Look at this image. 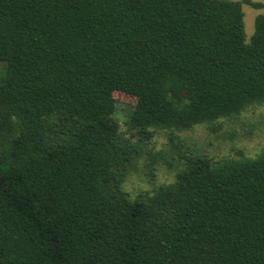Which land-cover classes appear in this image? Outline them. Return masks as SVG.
<instances>
[{"label":"trees","instance_id":"16d2710c","mask_svg":"<svg viewBox=\"0 0 264 264\" xmlns=\"http://www.w3.org/2000/svg\"><path fill=\"white\" fill-rule=\"evenodd\" d=\"M250 0H0V264H264V152L187 157L132 200V129L185 131L264 105Z\"/></svg>","mask_w":264,"mask_h":264},{"label":"rangeland","instance_id":"374dc122","mask_svg":"<svg viewBox=\"0 0 264 264\" xmlns=\"http://www.w3.org/2000/svg\"><path fill=\"white\" fill-rule=\"evenodd\" d=\"M250 1L261 7L242 5L247 41L254 33L255 18L264 16V0ZM3 69L0 64V71ZM113 97L114 119L132 154L122 184V190L132 200L151 195L160 186L173 183L176 175L185 169L187 157H204L212 163H221L255 159L264 152V105L250 107L212 125H196L185 131L149 129L150 136L146 137L129 125L136 99L123 93H114Z\"/></svg>","mask_w":264,"mask_h":264}]
</instances>
